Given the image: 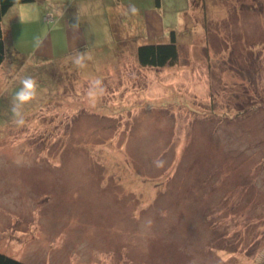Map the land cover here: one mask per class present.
Masks as SVG:
<instances>
[{
  "label": "rangeland",
  "instance_id": "rangeland-1",
  "mask_svg": "<svg viewBox=\"0 0 264 264\" xmlns=\"http://www.w3.org/2000/svg\"><path fill=\"white\" fill-rule=\"evenodd\" d=\"M33 1L37 19L18 22L15 7L3 19L0 252L26 264H264V0H162L161 40L175 30L179 57L160 68L136 59L156 0ZM65 14L88 36L85 67L65 48ZM50 29L53 60L33 58ZM25 76L37 96L17 126ZM94 78L104 92L89 99Z\"/></svg>",
  "mask_w": 264,
  "mask_h": 264
},
{
  "label": "crops",
  "instance_id": "crops-1",
  "mask_svg": "<svg viewBox=\"0 0 264 264\" xmlns=\"http://www.w3.org/2000/svg\"><path fill=\"white\" fill-rule=\"evenodd\" d=\"M67 3H71V0H67ZM16 10L19 12L18 22L24 21L28 22L31 20H35V15L38 16V8L37 4L33 2L18 4L14 6ZM162 8V0H156L155 5L144 11V16L142 18L143 28L146 32L145 41L149 42H159L165 41L161 40L165 38L164 28H163V15L161 13ZM65 11L62 12L64 15ZM21 14V15H20ZM73 16H69L65 14L64 21V44L66 50L68 49V53H73L78 51L80 53L86 52V47L88 45V36L85 34V30L81 25V21L79 19L78 25H71L69 22V18ZM5 21V20H4ZM3 22V31H4V39L5 41L8 39L10 45L12 44V35H11V27L8 26V23ZM51 29L48 33H44V36L38 39V44L35 47L34 51L31 52V56L34 58H38L43 61H52L53 56L55 54V44L51 39ZM121 37L118 38V42H124V40H120ZM6 45V44H5ZM136 48V47H135ZM16 50L12 47V53Z\"/></svg>",
  "mask_w": 264,
  "mask_h": 264
},
{
  "label": "trees",
  "instance_id": "trees-1",
  "mask_svg": "<svg viewBox=\"0 0 264 264\" xmlns=\"http://www.w3.org/2000/svg\"><path fill=\"white\" fill-rule=\"evenodd\" d=\"M32 0H0V66L6 57L5 39L3 31V19L15 5L30 2ZM71 25H78V17H70ZM179 52L176 39V31L171 30L165 41L146 42L136 48V59L141 67L160 68L173 66L178 62ZM0 264H26L16 258L0 252Z\"/></svg>",
  "mask_w": 264,
  "mask_h": 264
},
{
  "label": "clouds",
  "instance_id": "clouds-1",
  "mask_svg": "<svg viewBox=\"0 0 264 264\" xmlns=\"http://www.w3.org/2000/svg\"><path fill=\"white\" fill-rule=\"evenodd\" d=\"M73 64L77 67H85V62L88 59L86 53L74 52L69 57ZM11 72V71H10ZM20 87L15 92L10 102V111L13 114V124L19 126L24 124L23 109L36 99L37 96V81L31 76H25L19 81ZM104 92L103 82L99 78H94L89 82L86 90V95L89 99L97 98ZM157 167L163 166V161L154 162Z\"/></svg>",
  "mask_w": 264,
  "mask_h": 264
},
{
  "label": "built area",
  "instance_id": "built-area-1",
  "mask_svg": "<svg viewBox=\"0 0 264 264\" xmlns=\"http://www.w3.org/2000/svg\"><path fill=\"white\" fill-rule=\"evenodd\" d=\"M44 18L47 22L52 20V16L50 14H47Z\"/></svg>",
  "mask_w": 264,
  "mask_h": 264
}]
</instances>
